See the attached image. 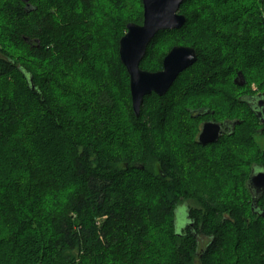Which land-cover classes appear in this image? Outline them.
I'll return each instance as SVG.
<instances>
[{
  "label": "trees",
  "instance_id": "16d2710c",
  "mask_svg": "<svg viewBox=\"0 0 264 264\" xmlns=\"http://www.w3.org/2000/svg\"><path fill=\"white\" fill-rule=\"evenodd\" d=\"M126 1L0 0V82L23 83L30 100L0 94V155L13 140L22 157L18 174L0 156V264H264V196L254 209L247 187L264 146L238 134L264 135V124L246 99L256 93L227 90L264 70V0H185V25L159 32L141 68L159 71L174 46L198 60L167 94L146 96L139 117L119 42L143 23V3ZM207 120L240 124L202 145ZM184 204L193 225L179 230Z\"/></svg>",
  "mask_w": 264,
  "mask_h": 264
},
{
  "label": "water",
  "instance_id": "95a60500",
  "mask_svg": "<svg viewBox=\"0 0 264 264\" xmlns=\"http://www.w3.org/2000/svg\"><path fill=\"white\" fill-rule=\"evenodd\" d=\"M185 0H142L143 23H128L126 33L119 42V55L121 62L126 67L130 78V94L132 108L136 117L140 116L144 98L151 94L163 96L168 93L179 75L193 66L197 60V51L189 46H174L164 57L163 67L159 71H148L141 68V62L147 54V49L153 38L161 31L181 29L186 21L185 14L180 12ZM244 79L239 72L235 82ZM33 88V85L31 86ZM252 110L264 124V92L260 95L248 97ZM199 113H207L208 109H199ZM239 120H225L217 122L207 120L203 123L198 134V142L202 145L215 143L228 130L233 131ZM248 190L252 196L253 207L258 209L256 203L264 196V167L254 166L247 181ZM182 228L193 225L187 214ZM264 216V211H262ZM177 219V218H176ZM181 228V229H182Z\"/></svg>",
  "mask_w": 264,
  "mask_h": 264
},
{
  "label": "rangeland",
  "instance_id": "374dc122",
  "mask_svg": "<svg viewBox=\"0 0 264 264\" xmlns=\"http://www.w3.org/2000/svg\"><path fill=\"white\" fill-rule=\"evenodd\" d=\"M126 4L127 5H129L130 6V8L131 9H133L134 11H136V1L135 0H128V2L126 1ZM99 54H101V52H99L98 53V56H99ZM96 57V56H95ZM101 60L102 59H100L99 61H97V62H94L95 64H93V62H91L90 63V65L92 64V65H94L95 66V68H102L103 67V63L101 62ZM104 61L106 60V58L104 57V59H103ZM90 61H93V60H90ZM91 67V66H90ZM107 67H108V69L104 66V70H105V75L106 76H108L109 77V73H111V74H113L114 73V70H112L111 68H110V65L109 64H107ZM95 68H94V70H95ZM253 68V67H252ZM78 69H79V67H78ZM77 69V70H78ZM84 70V69H83ZM85 70L87 71V69L85 68ZM87 73H89L88 71H87ZM250 74H252L253 75V72L251 73L250 72ZM88 75V74H87ZM111 76V75H110ZM88 77H90V76H86L85 75V78H88ZM113 77V76H112ZM114 77H116V76H114ZM257 79L256 78H252V80L250 81V83L246 86V87H243V89H236L235 87H232V86H230L229 85V87L227 86V90H229V89H231L232 91H233V93H232V96L234 97L235 95H241L242 93H244V92H250V93H258V92H260V91H263V87H264V70L262 71V74H260L259 76L257 75ZM202 79H204V77H200V80H202ZM117 83V87L119 88V90L121 91L122 89H123V87H122V85H123V81H119V83L118 82H116ZM184 86V85H183ZM5 88H7L8 89V91H9V94H10V96H12V97H16V98H14L16 101H17V104L19 105V106H21V105H24V104H29V102H30V100H29V96H28V93H27V91H26V89H25V87L23 86V83H21V82H14L13 84H9V86L7 85H5L3 82H0V94H2L3 92H5ZM230 90V91H231ZM230 93V92H229ZM26 94H27V96H26ZM181 95V94H180ZM227 96H229L228 94H227ZM222 98V103L223 104H225V107H224V111H222V113H224V114H226L227 113V111H228V108H227V103H229V100L227 101V102H225L224 100V97H221ZM29 110H32V111H34L33 110V106L30 108V107H27V111H29ZM221 114V113H220ZM223 115V114H222ZM35 116V118L37 117L36 115H34ZM41 124H43V125H41V129H45V127H47L46 126V123L45 122H40ZM261 124V123H260ZM262 125V124H261ZM245 132H247V135H249V134H252V137H253V141H251V144H256V145H258L259 147H261V148H263V146H264V135H262V134H259V133H255V132H253V131H250L249 129H247V128H245V129H240L239 130V132H238V134H239V136H241V135H245ZM237 134V135H238ZM17 135H19L20 136V138L21 139H24L25 140V142L27 143V144H31L30 146H32V147H34L33 149H38V153L40 154V153H42V154H44L41 150H40V146H41V142H38L37 141V139L35 138V136H32V134H30V132H29V130L27 131H24V132H22L21 130H17V132H16V135H15V137L17 136ZM32 137V138H31ZM14 141L12 140L11 142H10V140L8 141V142H6V145L4 146V148L2 149L3 150V153L0 155V156H2V157H4V158H14V162L13 163H11V166L13 167V171L15 172V173H18L19 174V170H21V160H22V157L21 156H19V154L21 153L20 152V150H19V148H18V146L17 145H12V143H13ZM245 142V141H244ZM37 151V150H36ZM225 153H226V151H225ZM45 155V154H44ZM46 156V157H45ZM44 156V158H45V161L47 162H50V163H52L53 165H57V164H59L60 166H61V168H63V169H65L64 168V166L63 165H61V163H58V162H56V163H53L52 162V160H51V158H54L53 156H47V155H45ZM219 156V158H220V154L218 155ZM190 157V156H189ZM11 158V159H12ZM220 159H222V158H220ZM65 159H63V160H61V162L62 161H64ZM222 161V160H221ZM0 165H1V163H0ZM3 166V165H2ZM1 167V166H0ZM56 167V166H55ZM57 168V167H56ZM66 170V169H65ZM227 171H228V169L226 168L225 169V174H227ZM4 174V173H3ZM197 174V177H199V175L200 176H202L203 174L202 173H200V172H197L196 173ZM60 176V175H59ZM224 176H220L219 178H217L216 179V184L217 185H215L214 184V180H212V181H209L208 183V185L209 186H211V187H213V189L215 190V191H218L219 189L220 190H222V189H224V187H222L223 185H222V183H221V181H223L224 180ZM202 179H205L206 181L208 180V178H204V176L202 177ZM204 181V180H203ZM185 207H186V205L184 204V205H180L178 208H177V216H176V218H177V228L179 229V230H181V228H182V226H183V221H184V215H186V212H185ZM184 214V215H183ZM204 239H206V241H208L207 240V238H204ZM0 254H1V252H0ZM3 256V254H1L0 255V258ZM19 263H22L20 260H17ZM194 264H200L199 263V259L197 258V259H195V261H194Z\"/></svg>",
  "mask_w": 264,
  "mask_h": 264
},
{
  "label": "flooded vegetation",
  "instance_id": "af4514ba",
  "mask_svg": "<svg viewBox=\"0 0 264 264\" xmlns=\"http://www.w3.org/2000/svg\"><path fill=\"white\" fill-rule=\"evenodd\" d=\"M161 70V69H160ZM244 81V79H239V82H243ZM243 85H246V80H245V82H244V84ZM263 93V91H260V92H258L257 93V95H260V94H262ZM248 97H251V96H247L246 97V99L248 100ZM248 102V101H247ZM248 105H250L249 103H248ZM205 122V121H204ZM224 122V121H223ZM203 125V124H202ZM202 127V126H201Z\"/></svg>",
  "mask_w": 264,
  "mask_h": 264
}]
</instances>
